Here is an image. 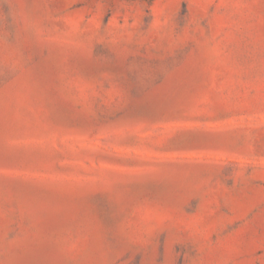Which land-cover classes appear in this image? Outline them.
<instances>
[{"label":"rangeland","instance_id":"374dc122","mask_svg":"<svg viewBox=\"0 0 264 264\" xmlns=\"http://www.w3.org/2000/svg\"><path fill=\"white\" fill-rule=\"evenodd\" d=\"M0 264H264V0H0Z\"/></svg>","mask_w":264,"mask_h":264}]
</instances>
